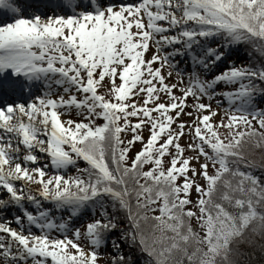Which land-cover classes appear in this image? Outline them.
Wrapping results in <instances>:
<instances>
[{
  "label": "snow or ice",
  "instance_id": "6c2138e0",
  "mask_svg": "<svg viewBox=\"0 0 264 264\" xmlns=\"http://www.w3.org/2000/svg\"><path fill=\"white\" fill-rule=\"evenodd\" d=\"M63 7L0 0V208L19 213L0 220L2 264H102L119 214L144 264H264V181L251 170L264 156V0ZM234 44L248 63L227 59ZM112 243L110 264H125Z\"/></svg>",
  "mask_w": 264,
  "mask_h": 264
},
{
  "label": "rangeland",
  "instance_id": "374dc122",
  "mask_svg": "<svg viewBox=\"0 0 264 264\" xmlns=\"http://www.w3.org/2000/svg\"><path fill=\"white\" fill-rule=\"evenodd\" d=\"M30 10H31V9H30ZM164 50H165V51H169L168 48H165ZM174 59H176L177 61H179L178 67H184L186 72L189 71V70L191 69V61L189 60V58H188L187 56H184V57L176 56ZM227 59L233 60V61L235 62L236 65H242V64H244L242 57H241L240 55L237 54V52H236V50H235L234 48H231L230 55L227 57ZM223 65H224V61H220V62H219V66H223ZM197 70L199 71V69H197ZM216 70H218V68H216V69H212V70L210 71V74H214V71H216ZM172 79H173L172 77H168V80H169V81H171ZM41 87H42V84L37 83V84L34 86V93H33V95H35V94H39V89H40ZM224 87H225V85H224L223 83H219V84L217 85V88H218V89H223ZM103 90H104L103 87H100V88L98 89V91H103ZM54 94H55V93H54ZM134 98H135V97H134ZM215 100H219V101H221V103H220V104H217L215 101H213V102H212V106H213V107L220 108V109H224V110L226 111V108H225L226 101H224V98H222V97H216ZM205 102H207V101H205ZM255 105H256L257 107H260V104H255ZM72 116H73V118H79L78 116H76V114H75V110H73V112H72ZM61 118H62V119L64 118V117H63V114H62ZM182 118H183V119H189V117H187V116L182 117ZM212 119H213V120L220 119L219 114H217L216 116H214ZM97 122H100V121L98 120ZM221 131L224 132L225 130H224V129H221ZM122 135H123V134H122ZM145 135H146V131H145ZM184 142H185V141H184V139L182 138V139H181V143H184ZM138 146H139L138 144L134 145V146H133V150H135V148H137ZM255 151H257L258 154H261V152H262L261 149H256ZM37 155L40 157V161H39L40 163H44V161L47 159L46 156H43V155H41V154L38 153V152H37ZM262 158L264 159V156H262ZM165 159H167V158H165ZM193 162H195V161H193ZM30 166H31V165H30ZM77 167H83L81 161H78V162H77V165H75V166H68L67 169H66V171H63L62 174H63V175L73 174V173L76 172V168H77ZM209 170L211 171V168H210ZM52 171H53V169H51V167H49V168L47 169V172H48V173H51ZM200 182L203 183L202 180H201ZM33 187H35V185H33ZM194 195H195V193H191V194H190V199H191ZM188 206L191 207L192 205H188ZM45 207H51V205L46 204ZM7 212L9 213L8 216H6V215H7V214H6ZM17 213H18V210L15 209V208H13V207H11V206L8 207V208H6V209H5V208H0V220L10 219L12 215H15V214H17ZM3 216H6V217L3 218ZM91 217H92V212H91L90 210H86V211L83 212V214L81 215V217H80L79 219H74V220H73V224H74L75 226H82V225L85 223V221H86L87 219L91 218ZM12 225H15V222H12V223L10 224V227L15 228V227L12 226ZM32 231H33L34 233H37V234H38V229H36V228L33 227V228H32ZM69 234H70V233H69ZM0 236H6V234L0 232ZM117 239L119 240V244H120L119 251L124 252L125 249H124V245H123V243H122V240L120 239V235H117ZM81 242L83 243V240H82ZM100 251H101L102 253H104V256H102V257L100 258L101 261H102V264H110V257H111L112 255H116V251L114 250V245H113V243H112V239H111V237L107 239V243H106V245L102 246V247L100 248ZM144 262H145L144 259H142L141 261L138 260V261H137V264H144ZM0 264H2V261H0ZM49 264H50V262H49Z\"/></svg>",
  "mask_w": 264,
  "mask_h": 264
},
{
  "label": "trees",
  "instance_id": "16d2710c",
  "mask_svg": "<svg viewBox=\"0 0 264 264\" xmlns=\"http://www.w3.org/2000/svg\"><path fill=\"white\" fill-rule=\"evenodd\" d=\"M232 48H235L237 53L240 54V56L243 59L244 64L249 62V60H250L249 51L250 50L247 47V45L240 44L239 46H237L234 44V45H232ZM253 62H255V61H253ZM254 103L260 104V107H264V95L257 96ZM251 158L257 160V162H258L257 166H255L251 169L253 174L257 175L258 177H260V179L262 181H264V168L259 166V165H264V159L262 158V156L260 154H258L257 151H255V154ZM82 165L84 166V164H82ZM117 220H118L117 228L114 231L110 232L109 236H114L116 233L120 232L121 226L126 227V224H125V221L123 218V214H119L117 217ZM122 241H123L124 246H125V250L123 252L124 258H125V264H128L129 257H131L130 264H137V261L139 259L146 257L135 246H129V243L123 239H122ZM253 260L258 261V254H257V256H253Z\"/></svg>",
  "mask_w": 264,
  "mask_h": 264
},
{
  "label": "bare ground",
  "instance_id": "6f19581e",
  "mask_svg": "<svg viewBox=\"0 0 264 264\" xmlns=\"http://www.w3.org/2000/svg\"><path fill=\"white\" fill-rule=\"evenodd\" d=\"M25 230H27V229H25ZM15 250V249H14Z\"/></svg>",
  "mask_w": 264,
  "mask_h": 264
}]
</instances>
